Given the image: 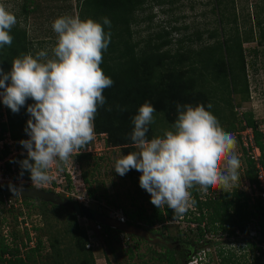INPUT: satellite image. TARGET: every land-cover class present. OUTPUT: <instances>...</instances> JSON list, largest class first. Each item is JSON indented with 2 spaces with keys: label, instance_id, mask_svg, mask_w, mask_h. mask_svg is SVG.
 I'll return each mask as SVG.
<instances>
[{
  "label": "trees",
  "instance_id": "16d2710c",
  "mask_svg": "<svg viewBox=\"0 0 264 264\" xmlns=\"http://www.w3.org/2000/svg\"><path fill=\"white\" fill-rule=\"evenodd\" d=\"M175 1L77 0V16L81 19L92 18L103 23V18L107 17L111 21L110 28L107 25L104 26L105 32L111 33V40L103 53L101 67L114 83L103 92L106 102L99 107L96 114L95 133H105L108 146L120 147L127 154L133 150L134 145L130 139L134 127L132 118L144 102H150L156 109L154 114L160 115L163 121L170 125H173L178 118L177 105L197 106L203 104L215 117L218 116L219 123L225 131L233 133L237 130V132H241L247 127L252 130L254 143L262 153L259 161L264 170V130L260 127V123L255 120L251 111L242 112L240 116H237L239 109L236 106H240L241 102L233 103V95H239L242 100L254 98L252 90H250L243 44L253 41L257 45L264 44V19L261 20L257 17L256 23L250 24L245 31H240L235 26V32L227 35L225 32L224 36H226L223 37L222 35V39L219 38L218 32L214 29L209 32L208 41L204 42L201 40V34L196 31L195 36L188 37L191 41L188 47L184 48L179 45L174 52L169 47L171 40L165 37L172 31L179 30V27H171L170 29L164 27L161 32L156 33V37L161 40L158 42H153L151 38L145 40L142 45L139 41H133L131 25L144 20V17L138 18L137 13L143 12L151 4L162 6L172 4ZM27 2L24 0L22 5L24 19L33 10L28 9ZM215 3L216 6L212 10L217 12L218 21L225 23L227 18L225 6H222L223 1L216 0ZM221 6L222 10L219 8ZM262 11L263 7L260 6L259 12ZM152 17L149 15L146 18L152 19ZM236 18L234 14L231 22L236 23ZM255 26L258 34L254 31ZM183 28L186 29L187 27ZM221 30L223 31V29ZM11 35L13 36L11 46L6 45L0 49V67H3L6 72L10 71L11 62L15 57L31 51V41L27 30L20 27L19 23L11 30ZM184 40L177 39L176 41L180 44ZM192 42L198 45L194 46ZM257 52V49L254 48L253 53L257 54ZM4 111L6 121L3 120L4 113L0 103V138L5 131H9L14 139L27 136L25 132L27 125L26 105L14 115L11 109L5 105ZM224 111L227 113H223ZM155 136L157 135L152 131V125H149L147 138L151 139ZM76 156L88 160L93 158L91 153L82 151L76 153ZM26 157L22 155L14 161L20 171L22 169L19 162ZM239 159L241 160L240 166L244 165L242 171L245 172L246 179L260 190L259 179L257 178L258 169L254 158L244 148ZM9 165L10 163L7 162L6 166L9 167ZM23 175L30 177L28 171H24ZM82 175L83 180L87 182V172L83 171ZM88 191L90 197L93 196L94 190L89 188ZM217 192L210 191L208 195L201 198L199 193L193 191L195 204L183 215L187 223L195 226L196 244L202 240H204L203 243L211 244V241L214 240L211 239V234L218 236L225 233L232 236L235 235L236 230L245 232L250 223L260 227L259 240H263L264 208L261 199L255 197L252 201L251 196L237 185L229 192L223 190ZM35 202H39L37 208L43 213L48 210V205H51V211L57 216H61L63 213L64 208L61 205L44 200L38 201V199L23 200L24 205L32 204V207L35 206ZM0 204H3L1 197ZM7 210L11 211L13 208ZM166 210V217L173 218L172 210L167 208ZM16 212L17 215L14 216V219H18V215L22 214L21 211L16 210ZM125 213L128 216V223H135L139 226L146 225L149 230L158 220L164 219L160 213L147 214L144 208ZM67 215L69 219L66 232L70 233L80 252L76 264H95L93 250L90 246L87 247L88 238L90 239L88 231L86 232L84 227L78 225L73 212L67 213ZM3 221L4 219L0 217V264H28L29 260H32V254L41 247V239L37 238L36 249H30L23 256L18 246H9L5 237L1 235ZM101 228H103L104 234H108L110 230H115L104 224ZM116 231L118 230L116 229ZM133 236L131 235V238ZM27 240L30 241L29 235H27ZM184 243L189 244L187 240ZM21 244L24 245L25 243L22 242ZM51 246L54 247L53 242H51ZM248 246L251 254H254V251L257 250L256 246L253 244H248ZM6 255L8 257H5ZM205 256L208 262H212L209 252H205ZM216 256L219 264H264L262 255H253L254 259L250 262L245 258V255L237 256L231 249L218 248ZM157 259L165 261L166 264H180L174 251L168 248L160 251ZM32 264H36V261H33ZM58 264L62 263L59 261Z\"/></svg>",
  "mask_w": 264,
  "mask_h": 264
},
{
  "label": "clouds",
  "instance_id": "9594fccd",
  "mask_svg": "<svg viewBox=\"0 0 264 264\" xmlns=\"http://www.w3.org/2000/svg\"><path fill=\"white\" fill-rule=\"evenodd\" d=\"M17 23L15 13L0 3V49L11 46V30ZM105 25L111 27L107 17L100 23L59 16L51 25L56 34L51 55L49 50L22 53L12 60L10 71L0 67L3 104L19 113L29 99L33 101L27 104L29 139L19 142L27 151L19 162L21 176L28 171L33 185L50 182L53 165L67 166L73 154L95 138L96 114L106 102L103 92L114 83L101 67L111 40ZM177 110L171 130L148 139L156 109L144 102L132 118L130 139L137 150L121 155L114 165L120 176L132 169L142 173L139 184L150 194L151 203L171 209L173 218L195 204L193 191L201 198L210 191L229 192L238 181L241 165L235 137L203 104L177 105ZM202 258L198 261H208L205 254Z\"/></svg>",
  "mask_w": 264,
  "mask_h": 264
},
{
  "label": "rangeland",
  "instance_id": "374dc122",
  "mask_svg": "<svg viewBox=\"0 0 264 264\" xmlns=\"http://www.w3.org/2000/svg\"><path fill=\"white\" fill-rule=\"evenodd\" d=\"M27 1L28 9L33 10L29 12L26 19H24L22 11L24 0H0V3H3L10 11L15 13L20 27L27 30L31 41L30 52L35 55L40 50H49V55H51V46L56 41V34L51 27L52 22L63 15L77 16V0ZM215 1L176 0L172 4L162 6L148 5L149 7L143 12L136 14L138 18L144 17V20L131 25L133 41H139L142 45L145 40L151 38L153 42H158L161 40L156 37V33L161 32L164 27L166 29L179 27V30L172 31L165 37L171 40L169 47L174 52L179 45L184 48L188 47L191 42L188 37L195 36L196 31L201 34V40L205 42L208 41L209 32L214 29L218 32L219 38L222 39V35L225 37L228 33H234L235 26L240 31H245L250 24L254 25L256 23L257 17L261 20L264 19V0H222V6L224 5L226 9L227 23H220L217 12L212 10L216 6ZM222 6L219 7L220 10L223 9ZM260 6L263 7L262 12H259ZM233 13L237 17L236 23L231 22L234 17ZM149 15L153 16L152 19L146 18ZM229 20L230 22H228ZM185 26L186 29L183 28ZM254 31L258 34L256 26ZM225 32L226 35L224 36ZM177 39L185 40L178 44ZM192 44L194 46L198 45L194 42ZM243 47L250 90H252L254 98L242 100L239 95H233V103L241 102L240 106H236L239 109L237 116H240L242 112L251 111L255 120L260 123V127L264 130V44L257 45L255 41L245 42ZM254 48L257 49V54L253 53ZM31 103L33 101L29 99L27 104ZM27 104L25 116L28 121ZM223 113H227V111ZM154 116L155 122L151 125L155 135L161 136L165 130H171L172 125L165 123L160 115L154 114ZM18 132H21V130H18ZM237 133L241 135V132H237V130L232 134L235 137ZM235 139L236 154L241 158L240 141H238L237 136ZM90 145V148L85 149V151L90 150L93 158L91 160L80 159L76 154H73L67 168L71 171L72 176L79 181L80 187L83 188L84 192L86 191L89 197L88 189L94 190L93 196L90 197L93 199L90 206L92 210L109 216L111 210L119 209L128 219L125 212L144 208L147 214L160 213L164 217L163 220H158L151 226L152 230L149 232L154 238L146 239L139 235H132L133 238H131L130 234L120 230L118 232L116 229L104 234L103 228L98 230L92 219L86 218L84 215H75L78 225L84 227L86 232L88 231L90 239L88 238L87 247L90 246L93 250L95 264H166L165 261L157 259L158 253L165 249L163 245L173 249L180 264H219L216 256L218 248L231 249L237 256L245 255L248 261H253V255L256 256V254L255 252L251 254L250 249L247 248L245 238L237 241L219 235L211 237L212 240L214 239L211 244L203 243L204 240L196 244L194 225L187 223L183 215L171 219L167 218L166 207L158 209L151 203L150 194L142 189L139 184L142 173L132 169L124 176H120L115 172V161L126 153L125 150L120 147L108 146L106 143L103 144L102 141L100 143L98 141L91 142ZM136 150L133 145L132 151ZM243 167L244 165L240 166L238 170L239 178L236 185L249 193V187L243 183V180L246 179L245 172L242 171ZM83 171L87 172V182L83 180ZM60 196L68 198L63 194H60ZM40 200L38 199V201ZM35 203L33 207L32 204H23L22 210L20 209V211L25 212L24 221L27 222V226L23 221L20 224L18 219H14V216L17 215L16 209L11 211L0 209V217L4 219L1 226V235L5 237L6 243L11 247L18 246L20 253L24 256L30 249H36V240L40 238L42 241L41 247L32 254V260H29L30 264L33 261H36V264H58L59 261L62 264H76L80 252L75 246L70 233L66 232L69 219L67 213H71L73 210L63 206L62 215L57 216L51 211V205H48V210L43 213L37 208L39 202ZM140 227L149 229L146 225H140ZM27 235H29L30 241L27 240ZM157 237H161V239L159 240ZM55 239H58V241H55ZM185 240L190 245H184ZM22 242L25 244L22 245ZM51 242L54 243V247L51 246ZM205 252L211 254L212 262L198 261L204 259L202 257H204ZM5 257H8V255Z\"/></svg>",
  "mask_w": 264,
  "mask_h": 264
},
{
  "label": "built area",
  "instance_id": "2783aa9c",
  "mask_svg": "<svg viewBox=\"0 0 264 264\" xmlns=\"http://www.w3.org/2000/svg\"><path fill=\"white\" fill-rule=\"evenodd\" d=\"M0 103L3 110V120L6 121L5 111H4V104L2 102V97H0ZM240 134V133H239ZM245 134V136H244ZM237 136L239 142L240 149H247L248 153L251 155L252 158L256 161L257 167V178L259 179V188L253 183L251 184L248 179L243 180L245 186L247 185L250 189L249 195L251 196L252 201L255 197H259L262 201V206L264 208V170L260 165V156L261 151L259 147H257L254 143L252 130L250 128H246L241 131L240 137H238V133L235 135ZM107 135L105 133H95V138L92 142L102 141V143H106ZM29 136H25L23 138L14 139L11 137L9 131H5L1 134L0 138V197L3 200V204H0V209H16L20 211L23 206V200L19 196L18 191L27 187H35L41 188L45 190H52L56 194L60 195L63 194L73 202L78 203L81 206L87 207L91 209V203L93 201L90 198L86 191L84 192L79 185V181L76 180L75 177L72 176L71 171L62 164H55L52 166L50 170V175L52 177L51 181L46 184L41 185H33L30 177H26L25 175L21 176V171L19 167L14 163L16 159L21 157L22 155L27 156L26 149L19 143L21 140H27ZM90 144L87 145V148H90ZM85 149L80 150V152H87L91 153L90 150L85 151ZM6 151V153H4ZM242 156V153L240 154ZM9 162V167L6 166V163ZM69 176V178H68ZM11 186L16 187L14 189L16 195L9 196L5 193L7 189H11ZM22 210V209H21ZM92 210V209H91ZM22 214L18 215V221L20 224L23 221L25 226H27V222H25V212L21 211ZM109 217L112 219L117 220L120 223L128 222L127 217L123 215V212L119 209H113L109 213ZM95 226L97 229H101L102 223L95 221ZM260 227H256L253 223L248 224L247 230L242 232L240 230H236L235 235L228 236L227 234H219L220 236L227 237L228 239H235L240 241V239L245 238L247 242V248H249L248 244H253L256 246L255 254L256 256H261L264 259V239H260ZM218 235V236H219ZM214 235L211 234V237Z\"/></svg>",
  "mask_w": 264,
  "mask_h": 264
},
{
  "label": "water",
  "instance_id": "95a60500",
  "mask_svg": "<svg viewBox=\"0 0 264 264\" xmlns=\"http://www.w3.org/2000/svg\"><path fill=\"white\" fill-rule=\"evenodd\" d=\"M5 193L9 196L16 195V192L15 191L13 192L11 189H7ZM18 194L23 200L28 199V198L41 199V200L51 202L57 205L60 204L62 206L72 209L75 215H84L86 218H90L96 222H100L111 228L123 231L126 234L139 235L146 239L154 238L153 235L149 232L150 231L149 229L140 227L135 224L120 223L117 220L112 219L107 215H104L97 211H92L87 207L81 206L78 203L73 202L71 199L63 198L52 191H47V190H43V189L35 188V187H28V188L19 190Z\"/></svg>",
  "mask_w": 264,
  "mask_h": 264
},
{
  "label": "flooded vegetation",
  "instance_id": "af4514ba",
  "mask_svg": "<svg viewBox=\"0 0 264 264\" xmlns=\"http://www.w3.org/2000/svg\"><path fill=\"white\" fill-rule=\"evenodd\" d=\"M150 230H152V229H150ZM159 240L161 239V237H157ZM184 245H190V244H187V243H183ZM163 247L166 249V248H168V249H170V250H173L171 247H166L165 245H163ZM174 247H177V246H174Z\"/></svg>",
  "mask_w": 264,
  "mask_h": 264
}]
</instances>
